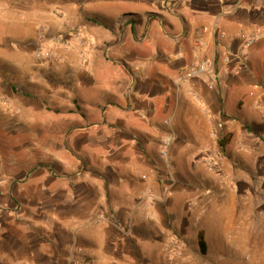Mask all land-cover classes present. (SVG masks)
I'll use <instances>...</instances> for the list:
<instances>
[{
	"label": "crops",
	"instance_id": "1",
	"mask_svg": "<svg viewBox=\"0 0 264 264\" xmlns=\"http://www.w3.org/2000/svg\"><path fill=\"white\" fill-rule=\"evenodd\" d=\"M148 2L101 10L112 23L105 29L90 22L97 21L82 1H9L12 40L28 41L41 26L50 34L76 30L82 45L69 36L67 46L52 49L60 89L79 107L69 117L77 176L43 184L40 209L52 226H42L54 243L37 241L25 199L18 201L24 195L8 187L0 192V264H58L72 248L97 259L76 241H93L88 229L102 232L106 218L134 217L158 202L172 212L200 210L209 185L254 180L248 169L264 170V0ZM127 13L137 23L125 24ZM198 63L207 72L190 76ZM168 134L166 165L160 149ZM81 159L100 172L81 178ZM212 161L220 174L208 170ZM238 165L247 166L246 178L238 179ZM61 234L74 244L62 246Z\"/></svg>",
	"mask_w": 264,
	"mask_h": 264
},
{
	"label": "rangeland",
	"instance_id": "2",
	"mask_svg": "<svg viewBox=\"0 0 264 264\" xmlns=\"http://www.w3.org/2000/svg\"><path fill=\"white\" fill-rule=\"evenodd\" d=\"M9 1L0 0V192L9 187L10 191L15 188L24 195L18 197V201L21 204L25 199V217L30 220V227L36 229L37 241L49 244L54 243L53 235L45 233L42 225L52 226V218L40 209L47 193L43 184L48 185L51 180L65 182L77 176L75 165L70 164V161L75 162V155L71 153L69 142V133L75 125L69 117L77 112V106L68 90L60 89L61 79L52 68L55 55L47 64L36 61L33 54L39 43L52 46L53 37L67 42L69 36L80 32L50 34L46 28L37 26L34 38L24 42L12 40V28L8 25L11 20ZM77 1L90 4L83 11L93 12L90 16L97 22L92 20V24L112 29L111 21L100 17L101 10L108 14L117 9L128 11L137 9L139 2L149 0ZM103 6L105 8L99 9ZM122 17L128 20L125 24L137 23L134 13ZM258 154L255 151L254 156ZM81 160L78 173L81 178L100 172L88 168L87 161ZM207 166L216 175L222 171L219 164L217 168ZM246 167L235 168L240 172H236L238 179L239 175L241 179L246 178ZM248 173L254 180H221L214 189L209 185L205 191V194L210 193L209 198L200 210L172 212L167 210L165 202H158L156 210L137 212L134 217L110 216L106 218L109 225L102 232L95 225L88 229L93 241L82 238L76 241L78 246L93 247L99 254L97 259L72 248L70 254L64 251L65 257L58 264H264V170L258 166L254 172L248 169ZM19 180L24 181L23 185ZM214 190L215 197L212 196ZM158 191L161 192V187ZM199 232L206 244L205 255L200 254L197 245ZM61 237L62 246L74 244L71 238L68 240V234ZM100 237L102 241L98 240Z\"/></svg>",
	"mask_w": 264,
	"mask_h": 264
},
{
	"label": "built area",
	"instance_id": "3",
	"mask_svg": "<svg viewBox=\"0 0 264 264\" xmlns=\"http://www.w3.org/2000/svg\"><path fill=\"white\" fill-rule=\"evenodd\" d=\"M73 38L77 41V44L82 45V40L80 39V36L78 34L73 35ZM61 39V40H60ZM252 40H249L248 43H251ZM50 43L52 46L63 44V46H67V42H63L62 38L53 37L50 40ZM40 46L35 50L33 56L34 59L38 62L43 63H49L54 59V54L52 51V46H45L44 43H39ZM207 64L201 63V64H195L192 67H190L189 75L192 77H199L207 72ZM173 140V137L171 134H168L161 142V149H160V156L163 159V161L166 163V165H169L168 158H167V148L170 146L171 142ZM212 168L216 167L215 163H211Z\"/></svg>",
	"mask_w": 264,
	"mask_h": 264
},
{
	"label": "trees",
	"instance_id": "4",
	"mask_svg": "<svg viewBox=\"0 0 264 264\" xmlns=\"http://www.w3.org/2000/svg\"><path fill=\"white\" fill-rule=\"evenodd\" d=\"M75 105H76V102H75ZM76 109L79 111V107L78 106H77ZM197 245H198L200 254L201 255H205V253H206V244H205L202 232H199L198 235H197Z\"/></svg>",
	"mask_w": 264,
	"mask_h": 264
}]
</instances>
